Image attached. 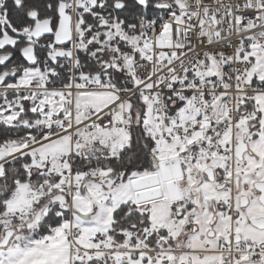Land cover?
Masks as SVG:
<instances>
[{
  "label": "snow or ice",
  "instance_id": "6c2138e0",
  "mask_svg": "<svg viewBox=\"0 0 264 264\" xmlns=\"http://www.w3.org/2000/svg\"><path fill=\"white\" fill-rule=\"evenodd\" d=\"M0 264H264V0H0Z\"/></svg>",
  "mask_w": 264,
  "mask_h": 264
}]
</instances>
